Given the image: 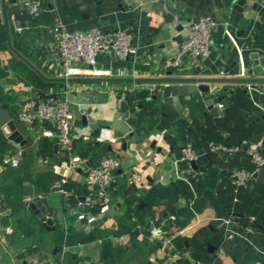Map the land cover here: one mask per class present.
<instances>
[{
	"label": "crops",
	"instance_id": "0c3cea01",
	"mask_svg": "<svg viewBox=\"0 0 264 264\" xmlns=\"http://www.w3.org/2000/svg\"><path fill=\"white\" fill-rule=\"evenodd\" d=\"M23 1L8 6L6 0L8 31L0 12V90L16 120L20 99L30 93L67 97L82 162L70 166L59 143L42 135L45 123L19 120L26 142L17 153L2 137L7 146L0 147V264L36 259L44 264H264V175H259L264 164L246 186L232 176L238 167L254 170L249 146L264 158V83H222L207 92L218 107L216 122L199 92L189 98L180 94L175 106L159 94L154 80L264 77V1L30 0L40 6L37 16L20 12ZM208 14L217 22L209 54L189 55L179 67L168 65L187 22ZM56 17L69 31L127 30L135 52L123 59L102 53L95 64L75 65L65 77L53 56L50 26ZM253 60L262 70L248 74ZM102 126L114 141L93 140ZM210 142L238 150L212 152ZM186 146L200 154L197 169L181 160ZM107 154L120 159L107 190L111 204L99 216L94 203L88 219L78 213L89 191L87 168ZM131 171L141 173L140 184L126 183ZM24 174L46 201L44 219L27 205ZM60 178L67 179L71 196L51 188ZM154 227L159 232L151 236Z\"/></svg>",
	"mask_w": 264,
	"mask_h": 264
},
{
	"label": "built area",
	"instance_id": "2783aa9c",
	"mask_svg": "<svg viewBox=\"0 0 264 264\" xmlns=\"http://www.w3.org/2000/svg\"><path fill=\"white\" fill-rule=\"evenodd\" d=\"M40 11V6L36 1L24 0L20 6V12L29 13L31 16L39 15ZM216 25V20L209 14L189 20L187 22L186 36L168 65L179 67L189 55L207 56L210 52L212 31ZM50 33L54 43L53 56L62 65L65 77L68 74L67 70L75 65L80 63L95 64L102 53L123 59L135 52L133 34L124 29H117L109 34L97 27L89 30L69 31L59 17H56L50 26ZM17 117L26 125H32L35 122L45 123L42 135L55 139L59 143L67 156L70 166L80 165L82 159L76 152L72 128L74 114L67 97L44 98L38 93H30L20 99ZM93 140L95 142L114 141L115 137H111L109 128L102 126L93 136ZM208 149L212 152L232 155L237 152L238 147L227 146L220 142H210ZM246 152L252 158L255 168L251 171L242 167L232 170V176L239 186L248 185L264 164V158L254 147L249 146ZM199 155L195 149L186 146L182 150L181 160L187 162L196 161ZM11 163L16 165L17 160L12 159ZM119 166V157L107 154L101 157L95 166L87 168L85 185L89 191L79 201L78 213L88 219H93L91 208L94 203L99 206V216L106 212L111 204V198L107 190L112 185L115 170ZM141 180L142 175L139 172L131 171L126 175V183L128 185H138ZM66 182V178H60L51 185V188H56L63 195L69 197L71 196V191L64 187ZM95 188H98V191H95ZM5 232H11V228L6 227ZM157 232L159 230L155 227L150 229L151 236L157 234ZM164 243L168 249L173 247V244L167 238L164 239ZM30 264H44V261L36 259Z\"/></svg>",
	"mask_w": 264,
	"mask_h": 264
},
{
	"label": "water",
	"instance_id": "95a60500",
	"mask_svg": "<svg viewBox=\"0 0 264 264\" xmlns=\"http://www.w3.org/2000/svg\"><path fill=\"white\" fill-rule=\"evenodd\" d=\"M9 5L13 3L16 5L18 0H8ZM58 3L60 0H56ZM62 1V0H61ZM264 1V0H262ZM238 4H245L246 0H236ZM0 12L3 17L4 25L8 31V15L6 0H0ZM251 67L247 69L248 74L257 73L261 71L262 67L256 66V60L251 62ZM238 72V69H235ZM160 84L159 94L167 101H174L175 106L179 105L178 96L180 94H188V98L192 96L194 92H199L203 103L206 105L209 113L218 122L220 119L218 107L214 105L213 98L205 96L207 92H214L219 89V84L222 83H264V77H225V76H168L159 77L154 79ZM176 103H179L176 105ZM21 122L16 120L10 112L6 103H4L0 97V132L7 140L9 149H12L14 153L18 152V149L22 147L26 139L18 128ZM9 156V155H8ZM193 167L197 169L195 161H191ZM259 175H264V169H260ZM33 179L29 174L22 176V191L27 198V205L29 209L35 211L39 218L44 219L47 213V206L45 199L39 194L37 187L33 186ZM83 197H81L82 199ZM51 218L47 219V223H51Z\"/></svg>",
	"mask_w": 264,
	"mask_h": 264
},
{
	"label": "trees",
	"instance_id": "16d2710c",
	"mask_svg": "<svg viewBox=\"0 0 264 264\" xmlns=\"http://www.w3.org/2000/svg\"><path fill=\"white\" fill-rule=\"evenodd\" d=\"M0 97H1V99H2V101L4 102V103H6L7 104V106H8V108H9V110H10V112L12 113V115H13V117L15 118V115H14V113H13V111L11 110V108L9 107V105H8V102H7V100L5 99V96L2 94V92H1V90H0ZM0 147H6L7 145H6V140H4V138H2V137H4V136H2V133L0 132Z\"/></svg>",
	"mask_w": 264,
	"mask_h": 264
}]
</instances>
